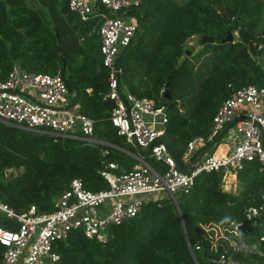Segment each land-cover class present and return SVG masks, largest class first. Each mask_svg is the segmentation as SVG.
<instances>
[{
    "label": "trees",
    "instance_id": "obj_1",
    "mask_svg": "<svg viewBox=\"0 0 264 264\" xmlns=\"http://www.w3.org/2000/svg\"><path fill=\"white\" fill-rule=\"evenodd\" d=\"M135 8L141 28L119 52L120 81L136 96L166 104L164 140L180 158L190 138L209 133L214 113L232 88L264 86L263 60H258L264 57V0H141ZM98 24L95 16L81 19L68 0H0V79L15 63L30 72L58 73L63 56L68 89L76 88L78 109L93 119V134L101 140L89 143L0 120V196L17 211L32 203L38 211L52 210L53 198L73 177L92 190L108 188L100 172L105 163L116 162L115 172L137 163L121 149L137 148L110 120L114 101L102 97L108 71ZM228 30L237 31V37L226 40ZM194 35L200 47L188 55L184 45ZM202 35L214 41L201 42ZM162 86L171 99L160 96ZM144 157L156 169L166 168L149 154ZM5 169L11 172L5 175ZM224 173L223 168L199 172L189 191L177 195V205L166 194L148 200L135 216L111 225L105 242L72 229L58 241L55 264H196L194 258L207 264L221 251L264 262V209L248 212L250 206L264 207V167L245 161L235 171L234 191L223 189ZM233 221L244 244L253 248L235 250L223 237L213 245L207 227L231 234ZM0 223L17 226L2 213ZM4 250L0 243V260Z\"/></svg>",
    "mask_w": 264,
    "mask_h": 264
},
{
    "label": "built area",
    "instance_id": "obj_2",
    "mask_svg": "<svg viewBox=\"0 0 264 264\" xmlns=\"http://www.w3.org/2000/svg\"><path fill=\"white\" fill-rule=\"evenodd\" d=\"M140 2L68 0V6L83 20L98 18L96 31L100 36L102 64L108 71V87L102 97L114 101L110 120L117 133L136 148H149L148 154L162 161L166 168L156 169L140 150L121 148L137 163L119 172L114 171L118 168L116 162L105 163L100 172L108 181V188L92 190L81 177H73L68 187L53 198V209L49 211H38L34 203L17 211L0 196V213L17 222L15 228L0 223V243L5 245L0 264H55L59 258L58 241L64 240L72 229L80 228L86 236L105 242L111 225L135 216L148 200L166 194L177 202V195L188 192L195 176L203 170L223 168L226 174L253 160L264 167V86L247 84L232 88L214 113L209 133L190 138L180 158L164 140L166 104L122 89L119 52L141 28V23L127 20L123 14ZM164 92L162 86L160 96ZM68 93L60 72H30L15 63L0 79V120L25 129L98 142L93 134V119L67 107ZM221 143L226 149L217 152ZM176 159L186 170L178 167ZM262 209L263 206H250L248 212L259 214ZM195 248L199 249L200 243ZM191 252L194 253L193 249ZM207 264L264 262L241 260L221 251L210 257Z\"/></svg>",
    "mask_w": 264,
    "mask_h": 264
},
{
    "label": "rangeland",
    "instance_id": "obj_3",
    "mask_svg": "<svg viewBox=\"0 0 264 264\" xmlns=\"http://www.w3.org/2000/svg\"><path fill=\"white\" fill-rule=\"evenodd\" d=\"M131 9L134 12L130 13V15L129 14L124 15L125 18L128 20H131V21L133 20V21H137V22L141 23V21L138 19V12H137L138 8L132 7ZM232 33H233V37L236 38L237 37V31H233ZM199 47H200L199 37L197 35L190 37L184 45V49L187 51V53H188V51H190L188 53V55L193 53ZM262 58H264V57L258 58V60L259 61L263 60ZM121 84H122L123 90L127 89L123 83H121ZM71 99H72L71 96L67 95V100L70 101ZM72 110H73V108H72ZM144 155H148V154L144 153ZM4 172L6 175L9 172H11V169H5ZM231 174H233V175H231ZM222 186H223V189L227 190V191H234L236 189L237 178H236L235 172L227 171L226 174L223 175ZM232 226H233V229L231 230V234H227L222 227H218V226L215 228L207 227L208 232L212 236L213 245H216L218 243H222L221 239H219V238L223 237V238H226L228 240L229 244L232 245L235 250H239V249L245 250V249L253 248L254 247L253 245L244 244V238L237 234V232H236L237 223L233 224ZM211 230L213 231V233L210 232Z\"/></svg>",
    "mask_w": 264,
    "mask_h": 264
},
{
    "label": "water",
    "instance_id": "obj_4",
    "mask_svg": "<svg viewBox=\"0 0 264 264\" xmlns=\"http://www.w3.org/2000/svg\"><path fill=\"white\" fill-rule=\"evenodd\" d=\"M98 6H99V8H102V3L100 1H98ZM55 33H56V35H58L57 31H55ZM225 39L226 40H233L234 39L233 33L230 30H228V33H227V36L225 37ZM200 41L201 42H206V41L212 42V41H214V37L213 36L202 35L200 37ZM189 52L190 51H188V53ZM61 58L63 60V66H62V69L60 71V75L65 80L67 85L70 86V84H69V82L67 80V76H66V62H65V59H64L63 56H61ZM166 86L167 87L169 86V81L166 82ZM71 88L74 90L75 96H74V99L71 102H69V104H67V107H73L77 103V101L79 99V94H78L76 88L74 86H71ZM163 97L166 98V99H171V92H170V90L168 88L165 89V92L163 93ZM137 148H138V150H140L141 152H143L145 154L146 153L148 154V152L150 150L149 148L142 149L140 146H137ZM176 161H177V165H178L179 168H181L182 170H186V168L177 159H176ZM175 203L177 205V202H175ZM233 224H235L234 221L232 222V225ZM192 254L194 256V253H192Z\"/></svg>",
    "mask_w": 264,
    "mask_h": 264
},
{
    "label": "crops",
    "instance_id": "obj_5",
    "mask_svg": "<svg viewBox=\"0 0 264 264\" xmlns=\"http://www.w3.org/2000/svg\"><path fill=\"white\" fill-rule=\"evenodd\" d=\"M131 8H132V7H131ZM131 8H128V9L126 10V12H124V14H123V17H124V18H125L124 15H127V14L130 15V13L134 12ZM125 19H126V18H125ZM127 20H128V19H127ZM82 39H83V38H82ZM262 63L264 64V59H263V62H262ZM124 86H125V85H124ZM87 90L90 91L91 88H88ZM68 95H70L72 99H71L70 101H68L67 104H69V102H71V101L74 99V96H75L74 90H73V92L69 91ZM72 108H73V110H78V111H79V109H78V101H77V103H76ZM98 140H99V139H98ZM99 141H101V140H99ZM99 141H98V142H99ZM225 149H226L225 144L221 143V144L218 146V148H217V152H222V151H224ZM138 151H139V150L137 149L136 152H138Z\"/></svg>",
    "mask_w": 264,
    "mask_h": 264
},
{
    "label": "bare ground",
    "instance_id": "obj_6",
    "mask_svg": "<svg viewBox=\"0 0 264 264\" xmlns=\"http://www.w3.org/2000/svg\"><path fill=\"white\" fill-rule=\"evenodd\" d=\"M231 175H233V174H231ZM229 188V187H228Z\"/></svg>",
    "mask_w": 264,
    "mask_h": 264
}]
</instances>
